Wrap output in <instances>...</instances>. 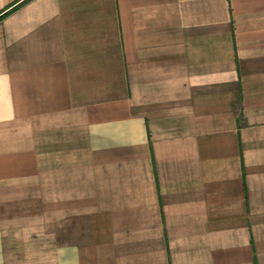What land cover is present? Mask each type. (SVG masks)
<instances>
[{
  "label": "crops",
  "instance_id": "crops-1",
  "mask_svg": "<svg viewBox=\"0 0 264 264\" xmlns=\"http://www.w3.org/2000/svg\"><path fill=\"white\" fill-rule=\"evenodd\" d=\"M0 264H264V0H0Z\"/></svg>",
  "mask_w": 264,
  "mask_h": 264
}]
</instances>
